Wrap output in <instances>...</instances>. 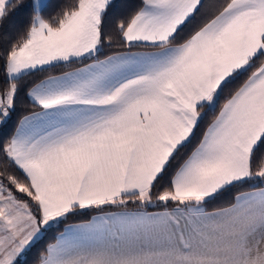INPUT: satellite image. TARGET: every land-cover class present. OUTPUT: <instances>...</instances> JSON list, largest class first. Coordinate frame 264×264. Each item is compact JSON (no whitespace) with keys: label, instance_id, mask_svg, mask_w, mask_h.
Segmentation results:
<instances>
[{"label":"snow or ice","instance_id":"obj_1","mask_svg":"<svg viewBox=\"0 0 264 264\" xmlns=\"http://www.w3.org/2000/svg\"><path fill=\"white\" fill-rule=\"evenodd\" d=\"M52 7L0 0V23L29 17L0 57V125L25 76L83 65L34 83L38 110L0 148V264H32L49 231L89 209L100 214L64 227L35 264H264V0H139L116 27L152 50L103 59L111 17L131 5Z\"/></svg>","mask_w":264,"mask_h":264},{"label":"trees","instance_id":"obj_2","mask_svg":"<svg viewBox=\"0 0 264 264\" xmlns=\"http://www.w3.org/2000/svg\"><path fill=\"white\" fill-rule=\"evenodd\" d=\"M72 2V0H51L53 7L48 10L45 14L46 16H54L58 13L66 4ZM208 4L214 2V0H206ZM119 3L122 5L128 4L131 7L122 8L118 15L111 17L105 31V43L102 49V54L99 58H104L107 55H112L114 53L123 52L124 50H135V49H147V46H136L133 45L131 48H128L122 42V38L119 34V31L116 27L117 22L121 19L127 21L129 14L133 11L134 7L139 4V0H119ZM207 9H205L206 11ZM28 15L24 13L13 15L9 21H5L4 23H0V57L3 56V51L8 47L9 43L16 39L19 34H22L23 30L27 27ZM107 37H111V44L109 45ZM90 62V61H87ZM78 66H82L80 63L73 64L71 68L67 66H58L52 68L48 71L44 72H36L31 75L25 76L24 80L20 82V90L18 92V97L15 102V111L12 113L11 120L6 125H0V148L7 142L11 135L14 134L15 128L18 126L19 121L26 115L31 114L33 111H37L38 109L33 106L31 99L28 97L27 92L33 86L34 83H39L40 80L46 78L49 75H56L66 72L69 69L77 68ZM243 79V78H242ZM242 79L237 81L233 87L238 86ZM6 87L5 80V72H4V61L0 59V92ZM211 116L207 117L200 125L199 130L195 138L192 140V143L189 145L187 149H185L182 155H185L187 152H190L192 148L196 146L198 143L203 131L205 130L207 124L210 122ZM4 155L3 152L0 151V171L4 170ZM9 171L13 172L20 178H23L21 173L17 172L15 169L9 168ZM169 177H165L163 181H161L162 185L167 186ZM249 185H245L244 188H234L230 192L225 193L223 196L217 198L212 201L208 205V209L211 211L218 207H223L229 202H231L232 197L237 194L239 191L248 190ZM113 208H105V211H115ZM154 210H162L161 208L150 207L148 211ZM99 210H84L80 214L75 217H70L65 221L63 225L60 226L58 230L49 231L45 237V239L38 245L35 249H33L29 259L32 261V264H35L39 254L44 250L48 243H54L55 238L59 235L60 232L64 229V227L75 224L82 223L88 221L92 216L99 214Z\"/></svg>","mask_w":264,"mask_h":264},{"label":"crops","instance_id":"obj_3","mask_svg":"<svg viewBox=\"0 0 264 264\" xmlns=\"http://www.w3.org/2000/svg\"><path fill=\"white\" fill-rule=\"evenodd\" d=\"M200 18L198 17V20H199ZM152 49L151 48H147V49H135V50H124L123 52H126V51H132V52H137V51H151ZM120 53V52H119ZM114 54H116V53H114ZM113 55V54H112ZM105 58V57H104ZM101 59H103V58H101ZM91 62V61H90ZM89 62V63H90ZM83 66V65H82ZM82 66H78V67H82ZM73 69H75V68H73ZM73 69H69V70H67V71H71V70H73ZM64 73V72H63ZM63 73H61V74H63ZM61 74H56V75H61ZM45 79V78H44ZM30 98V97H29ZM154 211H159V210H154ZM67 227V226H66ZM64 230V229H63ZM62 230V231H63Z\"/></svg>","mask_w":264,"mask_h":264},{"label":"rangeland","instance_id":"obj_4","mask_svg":"<svg viewBox=\"0 0 264 264\" xmlns=\"http://www.w3.org/2000/svg\"><path fill=\"white\" fill-rule=\"evenodd\" d=\"M21 195H22V194H21ZM99 214H100V213H99ZM96 215H98V214H96ZM90 219H91V218H90ZM90 219H89V220H90ZM85 222H86V221H85ZM75 224H77V223H75Z\"/></svg>","mask_w":264,"mask_h":264}]
</instances>
